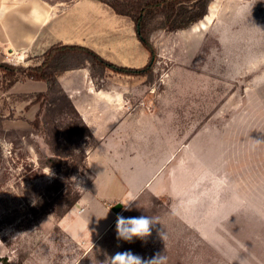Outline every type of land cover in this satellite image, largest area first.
<instances>
[{
    "label": "rangeland",
    "instance_id": "1",
    "mask_svg": "<svg viewBox=\"0 0 264 264\" xmlns=\"http://www.w3.org/2000/svg\"><path fill=\"white\" fill-rule=\"evenodd\" d=\"M37 6L51 21L15 39ZM205 16L201 30L192 29L200 20L171 31L160 16L150 21L149 76L100 75L81 56L66 59L72 70L89 67L98 85L105 71L118 74L132 115L100 126L106 139L86 137L57 90L39 96L40 81L8 85L0 71V264H105L125 252L142 264L158 255L161 264H264V0H211ZM66 17L79 39L100 23L118 46L140 44L128 17L95 0H0V62L40 65L47 29ZM74 190L84 194L75 220L102 205L113 223L91 237L67 235L56 214ZM118 213L159 222L144 239L118 240Z\"/></svg>",
    "mask_w": 264,
    "mask_h": 264
},
{
    "label": "crops",
    "instance_id": "2",
    "mask_svg": "<svg viewBox=\"0 0 264 264\" xmlns=\"http://www.w3.org/2000/svg\"><path fill=\"white\" fill-rule=\"evenodd\" d=\"M20 10L26 11L25 7L20 8ZM29 11L30 15L25 20H20L18 28L15 29L14 38L17 40H23L28 31L35 28L36 30L41 29L51 21L49 19L52 13L44 6H37ZM102 26L99 23L98 27L84 29L82 38L79 39L75 35L72 17H66L61 22H53L51 27L47 29L45 40L50 44L44 51L58 43L64 45L75 44L87 47L105 60L117 65L118 52L125 56L122 58L125 62H120L119 65L141 67L147 62L148 52L140 44L138 46L128 44L118 46V36L115 37L116 39L114 38L115 41H112L111 38L107 39L108 37L105 38L100 29ZM9 50L11 49L9 48ZM104 73L106 83L103 85H98L93 81L91 69L85 66L64 71L57 77L61 89L69 98L82 123L87 126L92 135L95 134L101 139H106V136L100 133V126H104V128L118 126L119 119L129 118L132 115L129 106L125 104L124 97L118 95L121 93V90H118V74L106 71ZM35 83L44 85L42 82ZM91 155L87 152L85 162L87 167L93 171ZM83 196L82 193L78 202L61 217L59 222L60 228L70 237H91L92 234L95 235L96 229L97 232H102L114 221L112 212L102 205L95 206V208L97 207L96 215L90 209L87 214L88 217L76 218L75 220L73 215L77 206L83 200ZM105 201H108V199Z\"/></svg>",
    "mask_w": 264,
    "mask_h": 264
},
{
    "label": "trees",
    "instance_id": "3",
    "mask_svg": "<svg viewBox=\"0 0 264 264\" xmlns=\"http://www.w3.org/2000/svg\"><path fill=\"white\" fill-rule=\"evenodd\" d=\"M100 3L107 4L113 13L117 16L128 17L135 32V37L140 45L148 52V60L141 68H128L114 64L105 60L93 50L75 44H54L43 53V61L40 65L28 68L14 67L0 62V71L3 73V79L8 81V85H13L21 77L28 78L32 81H40L45 85V93L38 94L39 96H47L57 90L61 93L63 99L66 100L69 107L73 110L81 124L85 128V136L91 138L92 133L86 125L82 123L80 117L72 106L69 98L61 89L57 77L60 73L71 70L63 63L66 59L72 56H81L86 60L91 67L99 69V74L102 75L104 69H110L115 73H124L129 75H146L151 73V67L155 59V50L150 43V21L160 16L162 18L160 27L168 30H181L193 26V30H201L207 26L206 8L211 0H95ZM205 16L204 19H202ZM202 19V20H201ZM191 29V30H192ZM84 66H78L82 68ZM54 104V103H53ZM38 127V117L32 123ZM84 153L83 162L86 159ZM57 154V153H56ZM50 161H54L53 159ZM70 168V166H68ZM66 168V171L68 170ZM67 173V172H66ZM68 175V173H67ZM81 192L74 190L72 195L67 198L64 207L61 209L57 217L64 216L81 198Z\"/></svg>",
    "mask_w": 264,
    "mask_h": 264
},
{
    "label": "clouds",
    "instance_id": "4",
    "mask_svg": "<svg viewBox=\"0 0 264 264\" xmlns=\"http://www.w3.org/2000/svg\"><path fill=\"white\" fill-rule=\"evenodd\" d=\"M132 205L130 202L124 204V211H131ZM159 222L155 216H138V217H125L122 214L116 216V234L118 240H125L131 242L133 238L144 239L151 235L152 226ZM159 235L165 239V233L161 232ZM165 259L164 256L158 255L152 261L146 264H161ZM105 264H142L139 257L133 256L131 253H116L113 257L108 258Z\"/></svg>",
    "mask_w": 264,
    "mask_h": 264
},
{
    "label": "water",
    "instance_id": "5",
    "mask_svg": "<svg viewBox=\"0 0 264 264\" xmlns=\"http://www.w3.org/2000/svg\"><path fill=\"white\" fill-rule=\"evenodd\" d=\"M121 208V205L118 203V204H115L114 206L111 207V210L113 212H118V210Z\"/></svg>",
    "mask_w": 264,
    "mask_h": 264
}]
</instances>
